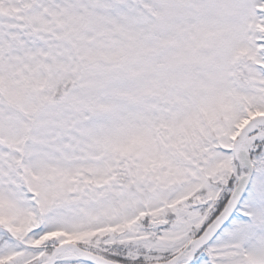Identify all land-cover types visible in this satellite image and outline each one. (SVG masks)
Segmentation results:
<instances>
[{
    "label": "snow or ice",
    "instance_id": "6c2138e0",
    "mask_svg": "<svg viewBox=\"0 0 264 264\" xmlns=\"http://www.w3.org/2000/svg\"><path fill=\"white\" fill-rule=\"evenodd\" d=\"M0 264H264V0H0Z\"/></svg>",
    "mask_w": 264,
    "mask_h": 264
}]
</instances>
